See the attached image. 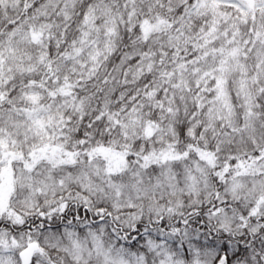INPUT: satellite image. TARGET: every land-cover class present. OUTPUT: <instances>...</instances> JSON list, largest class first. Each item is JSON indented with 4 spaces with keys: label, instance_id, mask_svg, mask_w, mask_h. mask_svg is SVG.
Wrapping results in <instances>:
<instances>
[{
    "label": "snow or ice",
    "instance_id": "snow-or-ice-1",
    "mask_svg": "<svg viewBox=\"0 0 264 264\" xmlns=\"http://www.w3.org/2000/svg\"><path fill=\"white\" fill-rule=\"evenodd\" d=\"M0 264H264V0H0Z\"/></svg>",
    "mask_w": 264,
    "mask_h": 264
}]
</instances>
